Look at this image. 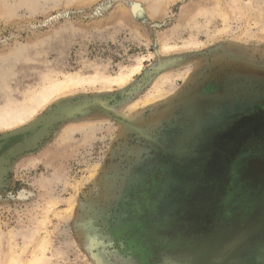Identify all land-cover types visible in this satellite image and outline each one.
<instances>
[{
	"label": "rangeland",
	"instance_id": "obj_1",
	"mask_svg": "<svg viewBox=\"0 0 264 264\" xmlns=\"http://www.w3.org/2000/svg\"><path fill=\"white\" fill-rule=\"evenodd\" d=\"M0 77L80 81L0 152V264H264V0H0Z\"/></svg>",
	"mask_w": 264,
	"mask_h": 264
},
{
	"label": "bare ground",
	"instance_id": "obj_2",
	"mask_svg": "<svg viewBox=\"0 0 264 264\" xmlns=\"http://www.w3.org/2000/svg\"><path fill=\"white\" fill-rule=\"evenodd\" d=\"M243 6H241V7H243ZM247 7H248V5H247ZM240 9H244L245 10V7L244 8H240ZM247 14H248V12H247ZM251 14H252V12H251ZM256 14L258 15L257 11H256ZM257 15H255V16L257 17ZM223 20H224V22H226L227 21V17L224 16ZM257 22H259V21H257ZM120 79L122 81H124L125 76H120ZM92 82L95 83V82H97V80H92ZM78 84H80V81H78L76 79H72V78H70V79H68V80H66V81H64L63 83H60V84L52 83L49 88L43 89L40 94L38 93L37 96H35V98L33 100H31L29 108L23 110L24 113H21V112L17 113V111L16 112L12 111V112H10V114H7L8 116L6 115V118L3 117L2 119H0V129L3 128V127L7 128V129H9L11 127H14V126L18 127V125L21 128L22 126H20V125H22V123L26 122L27 120H30L31 117H32V114L38 108H40L45 102H47L51 98H54L55 96L56 97H60V96L65 95L67 93V91H69V88H70L69 85L70 86H76ZM38 249H39L40 252L37 250V251H35V253L39 252V254H40V253H42L44 251L45 248H42V249L38 248ZM35 253L33 252L34 255H35ZM15 255H17V254H15ZM40 258L42 260V257H40ZM39 260L40 259H38V256L35 255L29 261L27 260V262H25L26 260L24 262H22L19 258L14 259V260L11 259V262H10V260L8 262H10V264H39V262H40ZM40 264H43V262H41Z\"/></svg>",
	"mask_w": 264,
	"mask_h": 264
},
{
	"label": "water",
	"instance_id": "obj_3",
	"mask_svg": "<svg viewBox=\"0 0 264 264\" xmlns=\"http://www.w3.org/2000/svg\"><path fill=\"white\" fill-rule=\"evenodd\" d=\"M76 111L77 107L59 106L56 109L51 110L44 117L29 124L27 127H21L15 131L3 135L0 140V152L9 149L12 146L21 145L22 143H25L26 145L33 143L41 136V134L53 121L70 115ZM1 163L2 160H0V164ZM238 242L239 239L236 238L227 244L221 252V255L229 251Z\"/></svg>",
	"mask_w": 264,
	"mask_h": 264
},
{
	"label": "flooded vegetation",
	"instance_id": "obj_4",
	"mask_svg": "<svg viewBox=\"0 0 264 264\" xmlns=\"http://www.w3.org/2000/svg\"><path fill=\"white\" fill-rule=\"evenodd\" d=\"M238 239L240 240V239H241V237H238Z\"/></svg>",
	"mask_w": 264,
	"mask_h": 264
}]
</instances>
